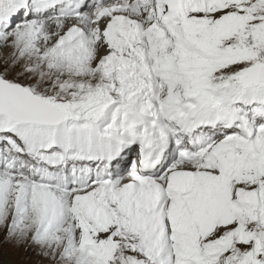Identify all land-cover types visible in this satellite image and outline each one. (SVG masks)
I'll use <instances>...</instances> for the list:
<instances>
[{
    "label": "snow or ice",
    "instance_id": "1",
    "mask_svg": "<svg viewBox=\"0 0 264 264\" xmlns=\"http://www.w3.org/2000/svg\"><path fill=\"white\" fill-rule=\"evenodd\" d=\"M0 264H264V0H0Z\"/></svg>",
    "mask_w": 264,
    "mask_h": 264
}]
</instances>
